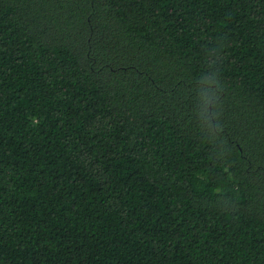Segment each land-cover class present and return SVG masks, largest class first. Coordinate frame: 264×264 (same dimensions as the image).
Wrapping results in <instances>:
<instances>
[{
    "label": "trees",
    "instance_id": "obj_1",
    "mask_svg": "<svg viewBox=\"0 0 264 264\" xmlns=\"http://www.w3.org/2000/svg\"><path fill=\"white\" fill-rule=\"evenodd\" d=\"M0 264H264V0H0Z\"/></svg>",
    "mask_w": 264,
    "mask_h": 264
}]
</instances>
